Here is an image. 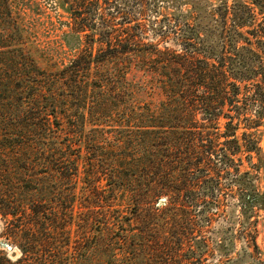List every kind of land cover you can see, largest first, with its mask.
<instances>
[{"label": "trees", "instance_id": "16d2710c", "mask_svg": "<svg viewBox=\"0 0 264 264\" xmlns=\"http://www.w3.org/2000/svg\"><path fill=\"white\" fill-rule=\"evenodd\" d=\"M115 1L58 0L70 57L45 67L27 27L38 2L0 0V237L20 252L0 247V264H199L195 251L179 258L154 204L197 205L194 185L213 195L223 171L249 190L246 253L264 261L249 218L264 210V0L194 4L152 27L164 45L144 41L147 0ZM208 167L215 176L191 174ZM129 204L152 210L136 233L120 214Z\"/></svg>", "mask_w": 264, "mask_h": 264}, {"label": "rangeland", "instance_id": "374dc122", "mask_svg": "<svg viewBox=\"0 0 264 264\" xmlns=\"http://www.w3.org/2000/svg\"><path fill=\"white\" fill-rule=\"evenodd\" d=\"M36 1L38 2L36 6L38 12L27 20V27L31 33V42L33 45L40 48V51L35 54L36 57L40 64L45 67L68 61L70 54H65V50L61 47L60 35L63 31L68 30L65 23L71 20L70 16L61 8H58V0ZM115 2L122 4L121 0H116ZM220 2L221 0H147L144 4V12L141 16H138L141 17L140 21L145 24L146 28L147 36H145L146 38H144V41L160 42L158 36L152 34V27L157 24L161 26L165 25L164 27H166L168 19L182 18V14L192 9L194 4L210 9L218 7ZM232 2L233 0H228L229 5ZM262 9L264 10V8ZM109 10L112 9L108 7L104 9L105 13H109ZM260 10V7L255 8L256 24L263 19L262 15L259 13ZM117 21H115V23ZM119 21L123 22V20ZM120 25L121 24H117L118 27ZM164 44L165 42H160V45ZM200 121L202 122V120ZM223 121L224 119H222V122ZM242 130L243 128L238 131L239 135ZM261 145L264 146V136ZM203 156H205V154ZM236 159L237 162L240 161L238 157H236ZM214 160L215 159H213V161ZM242 161L243 166L241 164V170H250L248 159H246L245 156L242 158ZM176 172H180V170L175 169L174 173ZM191 174L193 176L202 177L200 178L201 180L204 177L215 176V171L212 167H208L206 171L192 169ZM222 174L223 176L220 179V190H214L213 195L210 190H205L206 183L200 184L199 182L194 185L195 193H198L200 197L203 196L204 200L200 201L199 204L197 203V205H195L196 202H190L191 198H187L182 201H175V205H173L171 209H164L166 205L165 200L169 197V194L162 195L160 198L161 200L157 199L154 206H157V203L160 204L156 217L157 219L161 217V221L163 222L162 232L165 233L168 238L170 237V241H176L178 239L183 243L179 250V254L181 255L179 258L184 262H188L186 256H189L195 251L196 254H193L194 256L199 255V253L202 255V261L199 264H264V261L261 262L252 259L246 253V237H244V233L249 223L245 218V215L247 216L246 212L245 215L243 214L244 209H247V205L243 207L242 199L245 196L249 197V190L248 192H244L246 190L242 191L240 188L241 185H238L236 180H233L231 185L229 184L235 174H227L224 171ZM262 177L263 174H261L259 179H254L257 187L261 190L264 189V179ZM181 178L182 176H180L179 173L175 177L178 181L177 185H180V187L191 186L193 184H186L185 181H181ZM207 184H209V182H207ZM77 193H79L78 189ZM78 206V204H75L73 218L75 222L70 226L69 253H74L75 245L77 244L75 243L78 231L77 220L79 217L78 213L81 210ZM121 207L123 211L120 214L126 217V224L130 225L129 228L133 229L135 233L142 227V219L152 218L149 217V213L152 212V210L148 211L147 208L142 210L134 204ZM172 214H174V217L171 219L170 216ZM249 218L256 220V225L258 224V232L255 235L256 242L264 253V210H259L255 217ZM3 225V220L0 217V232L3 229ZM184 226H186V229L183 228ZM9 245L11 246L10 240L6 239L4 236L0 237V247L8 248ZM15 248L14 250L17 255L20 254L18 247L16 246ZM262 258L264 260V255ZM144 263L153 264L149 261H144Z\"/></svg>", "mask_w": 264, "mask_h": 264}, {"label": "water", "instance_id": "95a60500", "mask_svg": "<svg viewBox=\"0 0 264 264\" xmlns=\"http://www.w3.org/2000/svg\"><path fill=\"white\" fill-rule=\"evenodd\" d=\"M8 249H11V250H12V246L9 245V246H8Z\"/></svg>", "mask_w": 264, "mask_h": 264}]
</instances>
